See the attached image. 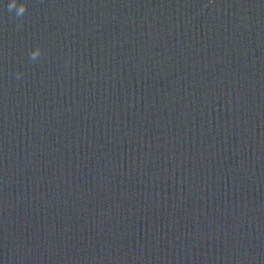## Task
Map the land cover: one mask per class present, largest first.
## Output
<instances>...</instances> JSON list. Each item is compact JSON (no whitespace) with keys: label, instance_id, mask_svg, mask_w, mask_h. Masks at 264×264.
Wrapping results in <instances>:
<instances>
[{"label":"water","instance_id":"water-1","mask_svg":"<svg viewBox=\"0 0 264 264\" xmlns=\"http://www.w3.org/2000/svg\"><path fill=\"white\" fill-rule=\"evenodd\" d=\"M8 2L0 264H264V0Z\"/></svg>","mask_w":264,"mask_h":264},{"label":"clouds","instance_id":"clouds-1","mask_svg":"<svg viewBox=\"0 0 264 264\" xmlns=\"http://www.w3.org/2000/svg\"><path fill=\"white\" fill-rule=\"evenodd\" d=\"M28 9V4L26 2V0H9L8 4H7V10L12 13L14 12L15 17L17 19H21L24 14L26 13ZM42 53V49L37 46L31 53H30V59L35 61L37 58H39L41 56ZM17 78H19L20 75H22L21 73H16Z\"/></svg>","mask_w":264,"mask_h":264}]
</instances>
